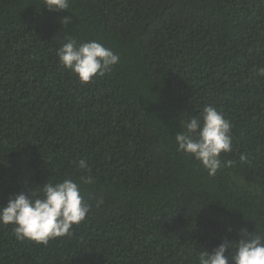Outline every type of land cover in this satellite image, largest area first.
Segmentation results:
<instances>
[{"label": "trees", "instance_id": "1", "mask_svg": "<svg viewBox=\"0 0 264 264\" xmlns=\"http://www.w3.org/2000/svg\"><path fill=\"white\" fill-rule=\"evenodd\" d=\"M43 5L0 0V204L90 176L91 209L47 244L0 224V264H198L200 251L264 234V0ZM70 38L120 61L81 83L56 55ZM209 104L232 126L214 176L174 139Z\"/></svg>", "mask_w": 264, "mask_h": 264}, {"label": "clouds", "instance_id": "2", "mask_svg": "<svg viewBox=\"0 0 264 264\" xmlns=\"http://www.w3.org/2000/svg\"><path fill=\"white\" fill-rule=\"evenodd\" d=\"M48 11L67 10L70 0H44ZM65 17L62 23L67 24ZM59 63L71 70L81 83L87 84L99 75L111 71L119 63L120 56L96 40L78 41L70 38L56 49ZM264 75V68L258 70ZM231 123L223 113L211 104L205 106L195 117L183 123L174 136L177 151L199 161L210 176L222 167L221 153L232 151ZM240 155L241 162L246 161ZM227 161L223 166L231 164ZM78 167L83 172L90 169L81 159ZM83 183H91V177H81ZM81 182L65 178L59 182L47 180L38 192L29 195L23 192L9 197L0 204V224L13 225V234L19 241L25 239L37 244H47L52 238L71 234L72 228L80 224L90 212L91 206L83 201ZM103 200L97 201V206ZM231 250V255L226 252ZM198 264H264V234L243 232L238 241L220 243L211 252L200 251Z\"/></svg>", "mask_w": 264, "mask_h": 264}]
</instances>
